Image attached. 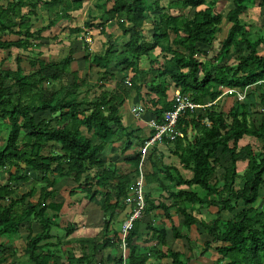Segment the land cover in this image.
<instances>
[{"label": "trees", "instance_id": "1", "mask_svg": "<svg viewBox=\"0 0 264 264\" xmlns=\"http://www.w3.org/2000/svg\"><path fill=\"white\" fill-rule=\"evenodd\" d=\"M106 1L109 7L104 2L99 10L104 16L98 17L101 32L105 23L115 21L128 39L120 51L110 40L98 53L84 41L83 27L70 28L83 40L86 70L82 74L71 69L75 58L69 46L55 60L27 57L26 71L20 55L15 56L13 69L3 68L0 57V126L6 130L0 145V171L6 173L0 183V264H22L15 257L18 250L13 241L25 225L26 264H148L150 258L199 264L189 263L190 256L169 245L170 238L184 240L191 251L198 244L189 235L192 226L207 237L200 253L207 254L213 246L214 264H264V197L262 204L255 205L264 186V54L259 53L264 35L252 34L241 18L256 5L264 24V0H229L225 14L215 10L220 0H166L165 5L161 0ZM40 5L48 9V20L31 31L29 17L36 16ZM81 6L82 0H0V55L12 47L27 49L37 40L41 44L42 31L69 20L70 12ZM223 18L229 27L213 47ZM146 21L149 36L144 34ZM85 25L92 26L89 20ZM241 44L233 57L236 62L228 63ZM199 45L207 46L212 55ZM156 48L161 59L153 54ZM199 52L204 57H198ZM142 56L149 59L147 68L139 66ZM120 72L125 74L119 77ZM89 78H95L91 87H97L98 94L78 98V89L88 85ZM53 81L57 88L45 87ZM230 88H246V97L258 92L261 107L226 94L234 98L227 111L220 109L221 96L195 114H182L177 127L183 137L163 144L191 173L189 177L163 161L164 150L157 144L149 149L141 163L147 159L150 164L148 171L143 169L144 206L125 233L123 257L122 233L110 225L127 205L146 138L135 134L139 128L123 123L119 112L123 103L134 95L160 120L163 111L172 108L170 89L199 103L214 101ZM245 137L247 141L240 145ZM110 146L123 155L121 166L118 160H106ZM129 150L133 152L125 154ZM239 163H244L241 170ZM30 172L36 173L35 179L28 191L18 194L17 184L32 180ZM60 178L71 179L100 210L103 223L95 235L70 237L78 224L72 221L61 227L59 208L49 212ZM37 183H41L38 188ZM36 192L33 202L30 198ZM239 202L243 207L236 210ZM209 207L215 211L208 212ZM221 211L231 215L224 218ZM171 212L179 218L177 224ZM205 213L208 219L198 217ZM163 219L170 225L166 227ZM142 222L146 224L143 243L148 244L144 249L136 242ZM33 223L38 230L32 229ZM56 229L63 235H56Z\"/></svg>", "mask_w": 264, "mask_h": 264}, {"label": "rangeland", "instance_id": "2", "mask_svg": "<svg viewBox=\"0 0 264 264\" xmlns=\"http://www.w3.org/2000/svg\"><path fill=\"white\" fill-rule=\"evenodd\" d=\"M93 2H94V0H85V2H84V4L88 7V8H91V6L93 5ZM148 3V2H147ZM161 3L163 4V5H165L166 4V0H161ZM85 6V7H86ZM231 6V3L229 2V0H220V1H218L217 3H216V5H215V10L216 11H221L223 14H225V12H226V10L229 8ZM86 7V8H87ZM200 7H203V6H200ZM86 8H83V9H81V11H78L75 15L76 16H73V19L74 20H66V21H63L60 25H58V26H55V37L54 38H52L51 37V42L49 43L50 44V46H48L47 45V43L46 42H42L41 41V44H39L38 46H39V50L40 51H38V49H37V51L36 52H34V57L35 56H37L38 54H46L47 55V53H48V50L49 49H52L53 50V53H54V55L51 57V58H46V59H53V60H55V59H57L58 57H61V56H63L66 52H67V48H68V41L70 42L71 40H70V37H68V31H67V26L68 25H72V26H79V27H83L84 29V35H85V33H89V32H91L92 34H91V38H92V40H91V42L90 43H88L89 44V46H91L90 44L93 42V39L95 38V37H97L98 39H101V41H106V36H107V40H111L112 41V39L111 38H115V37H113L114 35H111L112 37L111 38H109L110 36H108L106 33V35L105 34H100L99 32H97V31H95V30H98L99 31V29L97 28V29H93V28H91L90 26H86L85 25V22L87 21V20H89L90 22H91V18H90V16H89V14H87L88 12H90V10L89 11H87L86 10ZM95 8H96V5H95ZM97 9V12H98V10H101V7H97L96 8ZM41 12H42V10H40ZM44 12V15H46L45 13H46V11H43ZM172 12H174V11H172ZM100 16H102V17H104L103 15H98V17H100ZM241 18L243 19V21L245 22V28L248 30V31H251V33L253 34V33H260V34H262V35H264V24H262V18H263V15H262V12H260V7H258V6H253L252 8H250V9H248L244 14H242L241 15ZM39 20V19H38ZM70 21V22H69ZM43 22V17H42V19L39 21V24H41ZM98 22V20H92V27H93V25L95 26V24ZM37 24V23H36ZM62 25V26H61ZM63 25H65V26H63ZM85 25V26H84ZM112 27V26H111ZM111 27H109L108 29H109V31L110 30H112V28ZM219 27H220V31L217 33V36H216V39L214 40V42H213V47H217V45H218V41L220 40V39H222L224 36H225V33H226V30H227V28L229 27V23H227L226 21H225V19L223 18L222 19V22H221V24L219 25ZM149 28V21H146L145 22V25H144V29H145V35L147 36V35H149V32L147 31V29ZM106 31H107V29H106ZM114 33V32H113ZM148 33V34H147ZM72 37H73V35H72ZM71 37V38H72ZM117 42H116V47L117 48H120V49H122L123 48V46L121 47V45L126 41V37L125 36H118V38H117ZM82 38H81V43H82ZM100 41V42H101ZM102 43V42H101ZM199 47H201V48H203L204 50H206V54L208 55V56H210V55H212V51H210V49L207 47V46H202V45H199ZM243 48V45L241 44V45H239L238 46V48L235 50V52H232V56H230V59H229V61H228V63H230V64H234L236 61L234 60V54L236 53V52H239L241 49ZM15 51V50H14ZM259 53L260 54H264V47L263 46H261V48H259ZM4 54V55H3ZM3 54H1L0 55V57H4V63H3V66L4 67H8V68H15V56L16 55H18V54H16V52H12L11 54H9L8 56H7V54L6 53H3ZM153 54L154 55H156L159 59H161V57H162V54L161 53H159V50L156 48L154 51H153ZM20 56L23 58V61H22V67L24 68V70L26 71L28 68H29V66H28V63H27V61L25 60L27 57H25V56H23V55H21L20 54ZM29 56V55H28ZM30 57V56H29ZM198 57H204V55L203 54H200V52H199V56ZM139 64L141 65V67H144V68H147L148 66H149V59H148V57H146V56H142L141 58H140V60H139ZM73 67H75V68H77L75 65H73ZM80 74H82L83 72L81 71V69H80V72H79ZM123 74H125V72H120V73H117V75L120 77L121 75H123ZM93 77H96V75L94 74V72H93V76H92V78ZM92 78H89L87 81V83H88V85H86V86H83V87H81L80 89H78V98H82V97H84V96H88L89 98H93L96 94H98V92H99V89L97 88V87H91L92 86V84H93V80L95 79H92ZM52 85H54V88H57V82L56 81H53L52 83L50 82V83H47L46 84V86L45 87H52L53 88V86ZM112 86V84H107V86L106 87H111ZM234 100V98L233 97H229V98H227V97H225V95H223L222 96V98H221V102H220V109H222L223 111H227L228 109H229V107L232 105V101ZM244 100H248V101H251V102H253V103H255V105L256 106H258V108H260L261 107V105H260V103H259V99H258V92H256V94H252L251 96H249V97H246V98H244ZM137 106H140V105H137ZM141 107V106H140ZM143 107V106H142ZM142 107H141V109H142ZM144 109V108H143ZM142 109V112H141V114H140V117H143L144 118V116H141L142 114H145V113H148L149 115H151V113L148 111V109L147 110H143ZM251 111H253V108H251ZM120 115H121V118H122V121H123V123L124 124H127L128 123V120H127V118H126V116H127V111H126V109H125V107H124V105L121 107V109H120ZM254 116L255 117H259V115H257V114H254ZM139 117V119H137L138 120V124L139 125H141V128H142V131L144 132V131H146L147 132V130L145 129V128H147L148 129V126L146 125V124H144V123H142L141 122V118ZM136 120V121H137ZM149 119H147V121H148ZM131 123H133L132 121H130ZM130 123V124H131ZM5 136H6V130L3 128V127H1L0 126V145H2L3 144V141H4V138H5ZM247 141V138L245 137V138H243L240 142H239V144L240 145H242V144H244L245 142ZM113 146H115V145H113ZM163 148V150H164V158H163V161L165 162V163H167V164H173V165H175V166H177V168L180 170V172L184 175V176H186V177H189L190 175H191V173L188 171V170H186V169H183L181 166H180V164L178 163V161H177V158L175 157V156H173V155H171L169 152H168V150H166V147H162ZM109 151H110V155H108V157H110L111 158V160H116L117 158H118V156H119V154H117V151L114 149V147H111L110 146V148H109ZM108 157H106V160H107V158ZM244 166V163H239L238 164V170H241V167H243ZM4 174V175H3ZM30 175V177H31V179L32 180H30V181H28V182H26V183H18L17 184V193L18 194H22L23 192H25V191H28L29 190V187H30V182H32L34 179H35V177H36V173H34V172H30L29 173ZM6 176V174L4 173V172H1L0 171V183H3V182H5V180H4V177ZM61 179V178H60ZM75 183H73V181L71 180V179H68V178H66V179H62V180H60L59 181V184H58V189H61V192H63V194H67V191L69 190V189H71L72 187H75V185H74ZM38 185V184H37ZM37 188V187H36ZM60 192V193H61ZM37 192L35 193V195L32 197V198H30V200L31 201H35L36 200V197H37ZM77 196V195H76ZM264 197V186L262 185L261 186V188H260V190H259V198L257 199V201L255 202V205H259V204H262V201H261V198H263ZM62 201H61V195L60 194H57L56 195V197L54 198V199H52L51 200V204H50V206L48 207V209H49V212L51 211V210H53V211H56V209L57 208H59V211L61 210V206H62V204H63V202L61 203ZM81 202H83V201H81ZM54 203H57V204H60L61 203V206H59V205H56V206H54L53 204ZM241 207H243V205H242V203L241 202H239L238 203V207H237V209L236 210H238V209H240ZM65 208H63L62 209V211L64 210ZM83 210V209H87V210H90V209H96L95 210V212L97 211V213L99 214L100 212H99V209H98V207H96V204H95V202L94 201H91V202H87V203H80V204H78L75 208H69L68 207V210L71 212V214H74L75 212H79V210ZM67 210V209H66ZM67 210V211H68ZM209 211L208 212H211V213H213L214 211H215V208H213V207H209V209H208ZM235 210V211H236ZM68 211V212H69ZM71 214H70V218H74V219H76V218H78L77 217V215H75L74 217L73 216H71ZM173 214H174V212H173ZM231 214L230 213H228L227 211H221V216L222 217H224V218H228L229 216H230ZM68 217V219H70ZM198 217H202V218H206V219H208L209 218V216L207 215V213H205V214H200V215H198ZM67 218H66V216L64 215L63 217H61L60 218V220H59V222L60 223H62V224H64V222H65V220H66ZM178 217H177V215H175L174 216V218H173V221L177 224L178 223ZM67 221V220H66ZM167 221V220H166ZM168 224H170L169 223V221H167V225ZM24 225H25V223H24ZM32 229L33 230H38L39 229V225L37 224V223H33L32 224ZM55 234L56 235H58V236H62L63 235V230H61V229H56L55 230ZM26 234H27V227H26V225L25 226H23L21 229H20V231H19V237H17L16 239H14V245H15V247L17 248V250H18V252H17V254H16V259L17 260H19L20 261V263H22V264H26V258L24 257V255H23V247H24V238H25V236H26ZM189 235H190V237H191V239H193V240H196L197 241V246H195L191 251H189V250H186V248L184 247V240L182 241H180L179 239V241L175 244V242H176V240H174L173 241V243H172V240L173 239H169V245L171 246H173L174 248H177L178 250H180V251H184L185 252V254H186V256H190V260H189V263H192V262H194V263H199V264H214V261L216 260V257H217V255H216V253H215V251H214V248H213V246H211L208 250H207V254L205 253V254H203L202 252L200 253V251H201V249H202V246H201V244L206 240V235H204V234H200V233H198V231H197V229H196V227L195 226H192L191 227V229L189 230ZM9 237V236H8ZM8 237H6V238H8ZM1 240H4V237L3 238H1ZM68 247V246H67ZM162 261H166V263H168V259H163ZM149 262V261H148ZM148 264H153V263H148Z\"/></svg>", "mask_w": 264, "mask_h": 264}, {"label": "crops", "instance_id": "3", "mask_svg": "<svg viewBox=\"0 0 264 264\" xmlns=\"http://www.w3.org/2000/svg\"><path fill=\"white\" fill-rule=\"evenodd\" d=\"M84 2H85V0H82V6H81V8H79L78 10H74V11H71L70 13H71V18L69 19L70 21L71 20H74L73 19V16H76L75 14L78 12V11H81V9H83V8H86L87 6L84 4ZM106 3V6L107 7H109V5H110V3L109 2H107L106 0H94V2H93V5L91 6V8H86V10L87 11H89L90 10V12H88L87 14H89V13H91L92 14V19H91V22H92V20H98V22L95 24V26L93 25V27L92 26H90L91 28H93V29H99V31L98 30H95V31H97V32H99L101 35L102 34H107L108 36H110L109 38H111L112 36L111 35H114L113 37H115V38H111L112 39V42L114 43V49H116L117 51H120V50H122L123 48H124V44L126 43V41H127V39H128V36L127 35H124V34H122V32L119 30V28H118V25L116 24V22L115 21H108L107 23H105L104 24V32H101V27L99 26V23L101 22L100 21V19L98 18V15H100V13H99V10H98V12H97V7H100L103 3ZM95 5H96V8H95ZM86 6V7H85ZM102 7V6H101ZM40 10H42V12L40 11ZM43 11H46V15H44V12ZM36 16H30L29 17V19H30V23H31V26H30V30L32 31H34V30H36V29H38V28H40V27H42L43 25H45V23L47 22V20H48V13H49V11H48V9L45 7V6H43V5H40V6H38L37 8H36ZM99 13V14H98ZM90 16V15H89ZM42 17H43V22L41 23V24H39V21L42 19ZM90 18H91V16H90ZM39 19V20H38ZM69 21V22H70ZM37 23V24H36ZM92 24V23H91ZM62 26V25H61ZM63 26H65V25H63ZM112 26V27H111ZM73 27H76V26H72V25H68L67 26V31L69 32L68 33V37H70V42L68 41V46L69 47H71L72 48V50L74 51V53H73V57L75 58L74 59V61H73V63H72V65H71V69H78L79 70V72H80V69H81V71L82 72H84L85 70H86V63L82 60V56H83V54H84V51L82 50V43L80 42L81 41V33H70V31H69V29L70 28H73ZM109 27H111L112 28V30H110L109 31ZM106 29H107V31H106ZM55 26L54 27H50V28H48V29H45L44 31H42L41 32V35H43V37H45L43 40H41L42 42H46L47 43V45L48 46H50V42H51V37L52 38H54L55 37ZM148 31V30H147ZM114 32V33H113ZM145 32V31H144ZM149 32V31H148ZM86 34V33H85ZM89 34H90V37H91V32H89ZM105 34V35H106ZM145 34V33H144ZM148 34V33H147ZM72 35H73V37H72ZM125 36L126 37V41L121 45V47L123 46V48L122 49H120V48H117L116 47V42L118 41L117 40V38H118V36ZM146 36V35H145ZM147 36H149V35H147ZM8 38H11V39H13V37L11 36V35H9V36H7ZM72 37V38H71ZM15 38V37H14ZM91 40H92V38H91ZM39 40H37V41H34L35 42V44H33L32 46H30L29 48H27V49H22V48H14V47H12V48H10V49H8V50H6V51H3L1 54H3V53H6L7 54V56L9 55V54H11L12 52H16V54H18V55H23V56H25V57H34V52H36L37 51V49L39 48V42H38ZM101 39H98L97 37H95L94 39H93V42L90 44L91 46H89L90 47V50L91 51H93V52H98V53H101L103 50H104V48H105V46L107 45V43L110 41V40H107V36H106V41L104 40V41H101ZM39 45V46H38ZM15 50V51H14ZM67 50H68V48H67ZM38 51H40L39 49H38ZM66 54V53H65ZM64 54V55H65ZM4 55V54H3ZM29 55V56H28ZM54 55V53H53V50L52 49H49L48 50V53H47V55L46 54H38V57H40V58H43V59H45V60H49V59H46V58H51L52 56ZM63 55V56H64ZM62 57V56H61ZM58 58H60V57H58ZM2 59H3V63H4V57H2ZM50 60H53V59H50ZM73 65H75L77 68H75V67H73ZM139 66L141 67V65L139 64ZM2 67L3 68H6V67H4L3 66V64H2ZM141 68H144V67H141ZM7 69H12V68H8L7 67ZM175 92L173 91V90H169V92H168V94H169V97H172L173 96V94H174ZM135 99H137V98H135L134 97V95H132V96H130L124 103H123V105H124V107H125V109H126V111H127V116H126V118H127V120H128V123L127 124H125V125H127V126H129V127H131V128H133V129H136V128H139L140 130L139 131H136L135 132V134L136 135H138L139 137L140 136H142V137H147V135H148V133H149V129H147V128H145L146 130H147V132L146 131H142V128H141V125H139L138 124V120L137 119H139V118H136L133 114H132V112H131V110H130V108L132 107V106H137V105H140L141 107H142V104L138 101V100H135ZM122 105V106H123ZM121 109V108H120ZM142 109H143V107H142ZM144 110V109H143ZM141 116H144V118L143 117H140L141 119V122L142 123H144L145 124V122L147 121V119H151V118H153V116H152V114L151 115H149L148 113H145V114H142ZM137 120V121H136ZM130 121H132L133 123H131ZM131 123V124H130ZM137 141V139L135 140V139H133V142L135 143ZM157 147L160 149V150H162L163 148L162 147H165V145L162 143V144H157ZM167 150V149H166ZM133 152V150H129V151H127L125 154H131ZM109 155H110V151H109ZM106 157H108V155L106 156ZM111 157V156H110ZM164 158V157H163ZM109 159V157L107 158V160ZM123 159V155H121V156H118V158L116 159V161L118 160L119 162H121L120 160H122ZM122 165V162H121V164H120V166ZM127 166V168L128 169H132V166L131 165H126ZM142 167V170L144 169V170H146V171H148L149 169H150V164H149V161L146 159V161H145V163H144V165H142L141 166ZM5 173V172H4ZM6 174V173H5ZM4 175V174H3ZM6 179V176L4 177V180ZM60 180H62V179H60ZM59 180V181H60ZM4 183V182H3ZM38 184V185H37ZM36 185H35V187H39L40 185H41V183L39 184V183H37ZM59 184V183H58ZM58 184H56L57 186L55 187L56 188V190H58V194H60L61 195V200H62V202H63V204H62V208H61V210L59 211V214H58V219H57V221L59 222V220H60V218L61 217H63L64 215L66 216V220H65V222H64V224H62V223H60L59 222V226H61V227H64L68 222H75V223H77L78 224V228L70 235V237H75V238H77V237H88V236H93V235H95L96 233H98L99 232V230L101 229V225H102V223H103V221H102V217H101V212H100V210H99V214L97 213V211L95 212V210L96 209H90V210H87V209H81V210H79V212H75L74 214H71V212L68 210V207L69 208H75L78 204H80V203H87L88 201L84 198V193L83 192H81L80 191V188H77V186H76V184H74L75 185V187H72L71 189H69L68 191H67V194L65 195V194H63V192H61V189H58ZM71 191V192H70ZM61 192V193H60ZM77 195V196H76ZM81 201H83V202H81ZM97 207V206H96ZM63 208H65L63 211H62V209ZM69 211H67V210ZM129 210H130V206L129 205H126V207H125V209L118 215V217L111 223V225H110V228L112 229H115V230H120V227H121V224H122V222L125 220V218L127 217V214H128V212H129ZM172 214H173V212H171ZM70 214H71V216H75V215H77V217L78 218H76V219H74V218H70L69 216H70ZM172 216H175L174 214L172 215ZM68 217L70 218V219H68ZM174 218V217H173ZM153 221L154 222H156V223H159L160 222V218L158 219V218H154L153 217ZM148 219L146 218V221H147ZM161 220H162V218H161ZM164 220V225L167 227V226H169L170 224H168L167 225V221L165 220V219H163ZM142 221H144V217H142ZM145 222H142V224L140 225V230H141V235H140V237L137 239V243L138 244H140V246H141V248H146V247H144V245L145 246H147L148 244H144L143 243V240L145 239V237H146V231H145ZM180 240V239H179ZM178 239H176V242H175V244L179 241ZM173 241L174 240H172V243H173ZM181 241V240H180ZM143 243V244H142ZM172 246V245H171ZM172 248H174L173 246H172ZM175 250H178L177 248H174ZM164 259H166V258H164ZM163 259H161V260H155V259H153V258H150L149 259V263H153V264H168L169 263V261H168V263H166V261H162Z\"/></svg>", "mask_w": 264, "mask_h": 264}, {"label": "built area", "instance_id": "4", "mask_svg": "<svg viewBox=\"0 0 264 264\" xmlns=\"http://www.w3.org/2000/svg\"><path fill=\"white\" fill-rule=\"evenodd\" d=\"M84 41L88 44L91 42V37L89 33L84 35ZM246 88L243 91H239L234 88L225 90L221 95H219L214 101H203L195 102L188 95L180 94L175 92L172 97V108L163 111L160 120H156L154 117L145 122L148 126L149 134L143 141L141 150H140V163L138 167V175L136 179L130 185V193L128 194L125 202L127 205L135 204L133 208L129 210L128 216L122 222L120 231L122 233L121 238V249L123 257L125 256V242L124 236L128 229L131 228L132 222L134 219L138 218L140 211L144 206L143 193L145 188V178L141 163L145 159L149 149L155 144H162L166 140H174L176 137H183V132L177 127L178 120L182 114L189 113L195 114L199 110L209 107L211 104H214L215 101L221 96L226 94H234V97L238 100H243L246 97ZM132 114L139 118L142 112L140 106H132L130 108Z\"/></svg>", "mask_w": 264, "mask_h": 264}]
</instances>
